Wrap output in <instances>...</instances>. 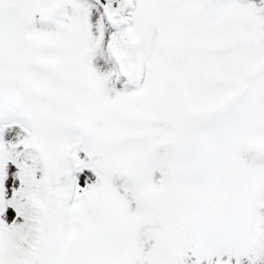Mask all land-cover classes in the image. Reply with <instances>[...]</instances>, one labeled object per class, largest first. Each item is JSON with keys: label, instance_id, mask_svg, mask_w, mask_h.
Instances as JSON below:
<instances>
[{"label": "snow or ice", "instance_id": "1", "mask_svg": "<svg viewBox=\"0 0 264 264\" xmlns=\"http://www.w3.org/2000/svg\"><path fill=\"white\" fill-rule=\"evenodd\" d=\"M0 264H264V0H0Z\"/></svg>", "mask_w": 264, "mask_h": 264}, {"label": "rangeland", "instance_id": "2", "mask_svg": "<svg viewBox=\"0 0 264 264\" xmlns=\"http://www.w3.org/2000/svg\"><path fill=\"white\" fill-rule=\"evenodd\" d=\"M94 63H95V61H94ZM125 79H126V78H125ZM134 88H135V85H129V86H128V90H129V91L134 90Z\"/></svg>", "mask_w": 264, "mask_h": 264}]
</instances>
